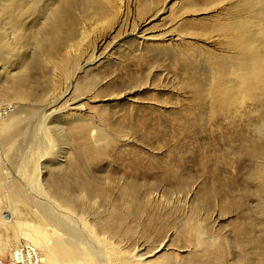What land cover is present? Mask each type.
<instances>
[{"label": "rangeland", "instance_id": "rangeland-1", "mask_svg": "<svg viewBox=\"0 0 264 264\" xmlns=\"http://www.w3.org/2000/svg\"><path fill=\"white\" fill-rule=\"evenodd\" d=\"M97 1L102 2V0ZM139 1L141 2V0H117L118 5L122 2L119 16L113 24L102 27L101 21H97L92 14L93 8L87 6L85 0H74L70 9L72 17L67 24L68 28L72 29L75 42L78 41L74 52L76 63L68 73L65 65H61L60 71L63 75H60V82L56 81L54 92H49L53 89V85L50 80L51 71L46 67L47 65L33 62L29 72L36 76L31 78L26 75L24 80L15 85L9 77L8 62L5 63L6 60L0 62L1 109L8 105L13 107L17 105L12 97L14 93L11 88L14 85L17 88H26L30 92L48 90L49 95L53 93L57 97L67 90L68 82H71V86L78 82L84 85L86 82L92 85L91 89L101 85L106 88V93L112 94L116 90L117 94H120L111 101H106L109 96L102 101L94 99L87 101L92 95H81L77 91L72 94L73 89H69L64 100L70 99L66 103L75 101L72 105L75 112L72 115L66 113L53 117L56 119L52 122L53 130L51 129L49 133L56 144L54 143L50 149L47 148L49 143L45 141L40 130V133L35 131L40 135H33L37 120L40 118L38 108L25 106L26 112L20 110L13 114L16 115V119L21 117L24 120L18 123L16 136L10 141H5L3 138L0 143V264H6L16 247L26 242L39 249L42 264H77L72 259L62 256L55 238L58 236L57 233L36 211L33 200L37 197V191L34 188L36 185L34 186L33 183L32 186L31 181L33 161L38 159L39 168L49 181L52 177L51 172L53 170L55 172L58 166L64 167L67 163V158L71 156V151L66 152L65 149L68 147L67 136L59 128L58 130L54 128L60 125L69 127L70 123H64L63 119L73 116L86 120L92 126L100 125V129L108 131L109 139L119 147L117 150L137 153L136 171L139 173H133L125 159L112 161L108 159L97 173L102 172L107 175L115 172L118 176H124L125 180L134 178L139 184V197L147 198L143 191L149 183H155L160 189L166 188L170 192L169 198L162 196V200H169L170 203L166 201L163 207L168 210L164 216L175 223L187 216L200 217L199 221L204 225L203 236L210 234L225 242V264H232L239 254L236 226L242 225L252 235L264 236V216L255 211L258 202L257 196L253 194L256 180L248 178L249 170L260 161L250 160V157H247V153L253 152L254 148L247 145L243 147L244 142L240 137L242 129L246 127V121L239 118L241 114L243 117L244 110L237 108L236 116L231 114L213 117L204 111L198 121L199 116L194 117L192 114L198 105L190 97L189 88L185 87V81L191 84L194 81L201 82L204 77L209 79L208 66H212L211 61L216 62L215 56L220 51L218 38L215 35L218 32H214L210 39H204L188 34L178 36L176 31V26L183 22V24L187 22L192 28L203 20L214 22L224 15L225 10L229 12V8H232L237 0H221L220 3H214L215 6L211 9L197 13L183 12L182 7L186 6L185 3L191 4V2L205 6L207 1L212 2V0H158L157 6L142 18L137 17L135 13ZM4 2L5 0L0 1V8L4 6ZM65 24L61 28L60 35L63 34L62 31L68 29ZM85 30L86 35L83 34ZM140 32L145 33L150 39L142 41L138 37ZM0 33V40L3 42L7 35L2 29ZM173 34L174 38L167 36ZM180 43L184 45V51L178 53L174 46ZM65 53L62 52V57L66 58L68 55ZM28 55H32L30 51ZM93 59L95 62L89 64L88 61ZM135 78V83L141 80L139 86L132 84ZM44 98L45 102L48 97ZM29 102L32 105L36 104L33 99ZM249 106L247 109L252 111L254 107ZM185 111L186 114L188 111L191 112L189 127L188 120H184ZM126 113L133 114V118L124 122ZM140 121L148 123L149 127L136 131L138 139L132 138L131 133L130 137L126 135ZM197 121L199 125H195ZM248 131L249 136L257 134L252 129ZM37 135L40 136L39 141L44 144H39ZM89 136L88 139L93 138V132ZM164 163L169 164L187 180L188 190L183 195L173 191L174 188L162 179L160 166ZM20 167L26 168V171L23 172ZM123 180L120 179V184ZM208 189L214 190V193L209 198H201L199 191L207 192ZM244 192L246 196L243 202L237 201L239 194ZM6 213L9 217L4 216ZM174 225L162 231L155 227L151 228L148 235L143 237L139 234L138 231L141 229L136 223L134 225L136 232L120 240L119 246L123 247L128 255L133 252L138 254L137 257L150 255L151 257L148 256L146 260H154L164 253V250L153 251L154 247L164 240L168 251H173L177 257L186 256L189 252L187 247H179V234L176 233ZM203 231L207 232L204 234ZM244 243H247L246 240ZM245 253L249 254L250 258L245 264H261L252 254L248 243Z\"/></svg>", "mask_w": 264, "mask_h": 264}, {"label": "bare ground", "instance_id": "bare-ground-1", "mask_svg": "<svg viewBox=\"0 0 264 264\" xmlns=\"http://www.w3.org/2000/svg\"><path fill=\"white\" fill-rule=\"evenodd\" d=\"M85 1L87 6L93 8L92 14L97 21H101L102 27L113 24L122 8V2L118 5L117 0ZM220 1H207L205 6L199 5L198 2L185 3L186 6H183L182 9L183 12H204L215 6L214 3H220ZM73 2L74 0H5L4 6L0 8V29L7 36L3 42L0 40V62L5 60V63L8 62L10 74L8 76L11 77L15 85L24 80L26 75L31 78L35 77L36 74L29 72V68L33 62H40L44 66L47 65L46 67L51 71L50 80L53 89L49 90L50 92L56 89V81L60 82V75H63L60 71L61 65H65L67 73L75 65L74 52L78 41L75 42L72 29L68 28L67 24L72 17L70 9ZM158 2V0H141L139 6L135 8L137 17H144L157 6ZM227 12L228 10H225L224 15L214 22L204 20L197 22L193 28L187 22L176 26L178 36L188 34L193 37L210 39L214 32H218L215 35L218 38V50L220 51L215 56L216 62L211 61L212 66H208L209 79L204 77L203 80H200L201 82L194 81L191 84L185 81V87L189 88L190 97L198 105L196 111L192 112L194 117L199 116L198 121L204 111L213 117L231 114L236 116L238 115L237 108L244 110L243 117L241 114L239 118L246 121V127L242 129L240 137L244 142L243 147L247 145L254 148L253 152L247 153V157H250V160L260 161L249 170L248 178L256 180L253 194L257 196L258 202L255 211L264 216V138H262L264 135V0H237L236 4L232 8L230 7ZM64 23L67 24L68 29L62 31L63 34L60 35ZM86 32L85 30L83 34ZM167 36L174 38L175 35ZM138 37L142 41L150 39L145 33L138 34ZM174 48L178 53L184 51L182 43L176 44ZM29 51L32 55H28ZM63 51L66 52L68 58L62 57ZM93 62L95 59L88 61L89 64ZM135 80L136 78L133 79L132 84L139 86L141 80H138L137 83ZM70 83L66 84L67 90L57 97L53 93L49 95L48 90L47 92L46 90L30 92L26 88H17L14 85L11 88L14 93L12 97L16 100L17 105L0 108V143L3 138L5 141H10L16 136L18 123L24 118L16 119V115L13 114L20 110L26 112L25 106H34L39 109L40 118L37 120L33 135H40L41 131L45 141L49 143L47 148L50 149L55 143L49 133L54 126L52 122L56 119L53 117H59L66 113L72 115L75 112L72 107L75 101L66 103L70 99L64 100L69 89H73L72 94L77 91L81 95H92L91 99H87V101L92 99L102 101L106 96H109L106 101H111L118 95L120 96L116 90L112 94L106 93V88L101 85L95 84V88L91 89L90 83L84 82L83 85L78 82L74 83V86H71ZM91 83L93 84L92 81ZM46 96L48 99L44 102ZM30 99L36 101V104H29ZM249 105L254 107L252 111L247 109L250 107ZM190 113L188 111L186 114L185 111L184 120H188V127L189 120L192 119ZM129 118L132 119L133 114L126 113L123 121L125 122ZM63 120L64 123H70V126L60 125L54 129L58 130L59 128L67 136L68 141H65L68 143V147L65 149L66 152L71 151V156L67 158L65 166H58L55 172L53 170L49 181L43 176L45 174L39 168L38 159L31 165L33 166L31 168L33 171L32 186L34 183V186L36 185L34 188L37 191V197L33 203L41 219L57 233L58 236L55 238L63 257L70 258L77 264H225V242L210 234L203 236L204 225L199 221L200 217L187 216L175 223L164 216L168 210L163 207L169 200H166L167 202L162 200V196L168 199L170 194L166 188L160 189L152 182L143 191L147 198L139 197V184L134 178L125 180L124 176H118L115 172H110L107 175L102 172L97 173V170L99 171L108 159L110 161L125 159L134 171L133 173H139L136 171L138 169L136 152L117 150L119 147L114 144L112 139H109L110 135L107 134L109 132L100 129V125L92 126L86 120H80L78 116ZM198 121L195 125L198 124ZM147 127H149L148 123L140 121L126 135L131 133L132 138L138 139L136 131ZM249 129L255 131L256 136H249ZM35 131L39 133H35ZM92 132L93 138L88 139ZM39 137H37V141H39ZM129 137L126 139L128 140ZM64 139H66L65 136ZM39 142V144H44L42 141ZM71 148L73 149L71 150ZM23 167L20 168L25 172L26 168ZM160 167L162 179L174 188L173 191H178L183 195L188 190L187 180L173 170L169 164L164 163ZM120 179L123 180L122 184H120ZM213 193L214 190L199 191V196L205 199ZM160 196L161 198H159ZM245 196V192L239 194L236 200L243 202ZM156 202H161V205ZM129 220L130 222H127ZM136 223L139 224L141 231L138 232L143 237L148 235L151 228L155 227L162 231L175 223L174 228L179 234V247H187L188 255L177 257L176 253L168 251L164 240L154 247L153 251L155 252L164 250V253L154 260H146L150 256L146 255L147 253L145 257L140 255L137 257L138 254L134 252L128 255L118 242L136 232L134 228ZM257 225L259 226V224ZM236 229L239 254L231 263L245 264L250 260L249 254L245 253L248 243L254 257L258 258V262L264 264V236L252 235L242 225L236 226ZM244 240L247 243H244Z\"/></svg>", "mask_w": 264, "mask_h": 264}, {"label": "built area", "instance_id": "built-area-1", "mask_svg": "<svg viewBox=\"0 0 264 264\" xmlns=\"http://www.w3.org/2000/svg\"><path fill=\"white\" fill-rule=\"evenodd\" d=\"M6 264H42L39 249L26 242L18 245Z\"/></svg>", "mask_w": 264, "mask_h": 264}, {"label": "water", "instance_id": "water-1", "mask_svg": "<svg viewBox=\"0 0 264 264\" xmlns=\"http://www.w3.org/2000/svg\"><path fill=\"white\" fill-rule=\"evenodd\" d=\"M4 216H5V217H9V214H8V213H6V214H4Z\"/></svg>", "mask_w": 264, "mask_h": 264}]
</instances>
